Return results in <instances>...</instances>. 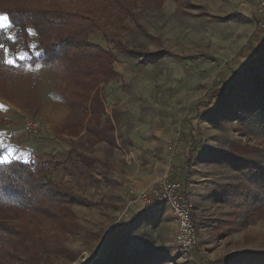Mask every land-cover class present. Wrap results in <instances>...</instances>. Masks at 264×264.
I'll return each mask as SVG.
<instances>
[{
    "label": "rangeland",
    "instance_id": "obj_1",
    "mask_svg": "<svg viewBox=\"0 0 264 264\" xmlns=\"http://www.w3.org/2000/svg\"><path fill=\"white\" fill-rule=\"evenodd\" d=\"M260 14L264 0H162L155 8L139 3L121 27L94 30L91 42L112 53L116 72L96 88L104 109L101 140L86 133L65 137L62 126H49L53 137L30 136L22 130L24 116L46 122L37 106H26L11 135L17 139L0 143L26 145L24 158L33 160L39 178H54L90 203L70 205L75 224L68 227L0 209V217L26 223L36 236H55L67 249L62 255L42 251L39 264H92L103 255L108 233L120 225L124 234L116 250L152 247L156 264H264V207L258 208L253 196L241 198L257 171L236 164L245 159L239 150L248 147L264 165V99L255 93L258 80L264 85V65L252 75L239 67L241 75L231 80L234 90L207 114L200 116L202 108L195 107L219 77L233 76L232 67L248 59L243 51L260 35ZM15 30H6L13 40ZM29 46L39 55L32 32ZM146 52L160 54L148 61ZM12 56L7 49L6 59ZM183 120V127L199 131L201 138L189 165L171 160ZM35 140L37 151L28 147ZM79 155L97 161L84 164ZM172 164L187 173L185 196L197 234L187 250L175 242L169 203L145 199ZM245 253L257 259L238 261Z\"/></svg>",
    "mask_w": 264,
    "mask_h": 264
},
{
    "label": "trees",
    "instance_id": "obj_2",
    "mask_svg": "<svg viewBox=\"0 0 264 264\" xmlns=\"http://www.w3.org/2000/svg\"><path fill=\"white\" fill-rule=\"evenodd\" d=\"M161 2L162 0H0V11L9 17V23L16 29L14 40L8 39L5 30H0V44L6 49L14 50L18 42H21L22 47L30 53L29 36L32 32L39 55L30 54L29 63L46 66L60 74L67 83L65 88L57 87L56 91L72 111V120L66 125L68 135L78 136L85 131L101 140L104 138L103 130L100 129L103 105L96 88L116 72L113 69L112 53L91 42L89 37L94 30H102L105 25L121 27L126 18L133 17V10L139 3L155 8ZM256 18L260 35L254 36L246 44L243 52L248 54V59L239 61L232 67L233 76L225 74L218 78V83L210 90L212 93H207L206 98L195 106L196 111L202 108L198 110L200 116L207 114L209 109L216 108L234 90L236 83L231 80L234 76L241 75L242 69L239 67L243 66V71H249L252 75L258 66L264 65V14ZM159 54L146 52L144 56L150 61ZM5 60L6 52L0 48V92L8 86L15 70ZM255 93H259L258 98L264 99L261 80L256 82ZM231 105L232 103L228 104V107ZM180 124L181 130L173 142L177 148L174 149L171 160L182 158L185 165H189V156L198 154L201 146L200 132L185 129L183 126L187 127L186 120ZM2 144L0 143V157L7 146ZM239 152L245 159L241 164L236 163L237 166L243 164V169L252 168L257 171L244 184L246 195L240 197L249 200L253 196L251 200L260 205L258 208L264 207V184L260 183V179H264V165L257 160L259 155L254 149L246 147ZM79 156L84 164L88 160L92 163L96 161L84 155ZM175 166L172 164L169 167L167 178L179 182L180 193L186 197L187 173L183 172V166ZM155 187L157 185L153 188ZM238 196L237 193V199ZM74 203L90 205L88 200L72 193L54 178H39L32 160L12 159L9 163H0V209L17 215L31 214L37 219H47L59 226L68 227L75 224L74 214L70 209V205ZM113 233L115 235L111 236ZM123 234V225L108 233L102 246L103 255L92 264H156L152 247L135 249L131 253L116 250L115 246ZM65 250L67 249L55 236H36L26 223L11 222L0 217V264H39L42 251L62 255ZM257 256L245 253L238 257V261L255 260Z\"/></svg>",
    "mask_w": 264,
    "mask_h": 264
},
{
    "label": "crops",
    "instance_id": "obj_3",
    "mask_svg": "<svg viewBox=\"0 0 264 264\" xmlns=\"http://www.w3.org/2000/svg\"><path fill=\"white\" fill-rule=\"evenodd\" d=\"M11 54L14 55L11 59L14 61L12 66L15 70L9 79L8 86L0 93V106H2L0 107V141L3 138L8 140H11V138L17 139L15 136L11 137L15 132V123L18 121L19 116L27 112L29 106H37L42 120L46 122L48 131L40 135L43 137L46 135L45 138L53 137L49 126H62L65 132L64 136L71 137L66 133V125L72 120V111L67 102L56 95V88L65 86L64 78L39 63L30 64V54L33 56L38 55L32 52V49L29 53L22 45L18 44L14 50H11ZM20 56L26 58L21 60L19 59ZM7 90L9 92L4 93ZM83 134H85V131H82L78 136ZM30 142H32V139ZM38 143L35 140V143L28 145V147L33 151H37L39 148ZM26 150V145L21 146L20 143L17 145L13 141L6 146L2 155L10 156L9 161L12 159L30 160L24 158Z\"/></svg>",
    "mask_w": 264,
    "mask_h": 264
},
{
    "label": "built area",
    "instance_id": "obj_4",
    "mask_svg": "<svg viewBox=\"0 0 264 264\" xmlns=\"http://www.w3.org/2000/svg\"><path fill=\"white\" fill-rule=\"evenodd\" d=\"M22 130L30 136L48 131L41 120L28 116L22 118ZM146 196L143 198H150L152 202L167 201L169 203L176 223L175 242L183 250L192 248L197 242L196 229L192 220V204L180 193V183L168 180L167 175H165L157 183V187L151 189L150 194Z\"/></svg>",
    "mask_w": 264,
    "mask_h": 264
},
{
    "label": "snow or ice",
    "instance_id": "obj_5",
    "mask_svg": "<svg viewBox=\"0 0 264 264\" xmlns=\"http://www.w3.org/2000/svg\"><path fill=\"white\" fill-rule=\"evenodd\" d=\"M11 25L9 24V17L7 15H0V30H7ZM31 34V32H30ZM8 39H12V37H8ZM0 48L4 49L5 52H7V49L4 48L3 44H0ZM25 56H20L19 59L23 60L25 59ZM8 65H13L14 61L12 59H7L4 61ZM39 67V66H37ZM2 107V106H0ZM9 159L7 156L0 157V163H9Z\"/></svg>",
    "mask_w": 264,
    "mask_h": 264
}]
</instances>
